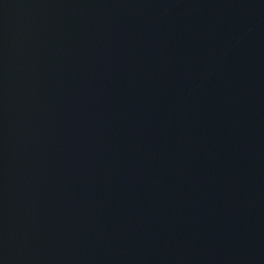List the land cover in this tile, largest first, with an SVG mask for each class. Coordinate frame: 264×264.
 <instances>
[{"label": "water", "instance_id": "95a60500", "mask_svg": "<svg viewBox=\"0 0 264 264\" xmlns=\"http://www.w3.org/2000/svg\"><path fill=\"white\" fill-rule=\"evenodd\" d=\"M0 264H264V0H0Z\"/></svg>", "mask_w": 264, "mask_h": 264}]
</instances>
